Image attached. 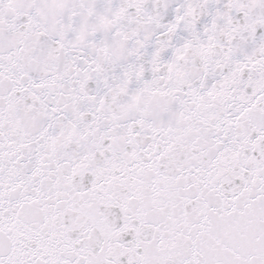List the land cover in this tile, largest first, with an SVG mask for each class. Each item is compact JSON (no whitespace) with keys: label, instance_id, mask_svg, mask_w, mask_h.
Wrapping results in <instances>:
<instances>
[{"label":"snow or ice","instance_id":"snow-or-ice-1","mask_svg":"<svg viewBox=\"0 0 264 264\" xmlns=\"http://www.w3.org/2000/svg\"><path fill=\"white\" fill-rule=\"evenodd\" d=\"M0 264H264V0H0Z\"/></svg>","mask_w":264,"mask_h":264}]
</instances>
